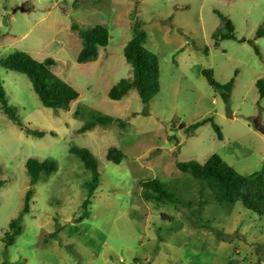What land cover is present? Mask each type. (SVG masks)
<instances>
[{
  "label": "rangeland",
  "instance_id": "rangeland-1",
  "mask_svg": "<svg viewBox=\"0 0 264 264\" xmlns=\"http://www.w3.org/2000/svg\"><path fill=\"white\" fill-rule=\"evenodd\" d=\"M133 19L159 60V92L147 105L134 89L120 101L107 97L131 77L122 52ZM222 19L232 24L234 40L212 37L225 33ZM95 25L107 30L109 43L95 61L78 64L80 31ZM261 28L264 0H0V59L15 52L41 63L50 59V71L78 93L68 110L46 109L25 75L0 67L7 102L21 123L0 109V264H264V215L240 201L219 205L206 182L175 166L217 155L241 175L261 169L264 99L255 88L264 79ZM201 70L219 84L233 81L228 112ZM89 111L124 127L78 133ZM205 119L219 127L222 140L211 122L187 130ZM81 148L100 175L86 216L81 205L90 173L70 153ZM109 148L124 155L119 164L106 159ZM28 159L53 161L57 170L32 185ZM153 179L179 204L145 202L141 183ZM27 190L33 195L22 213ZM18 216L21 232L7 245L8 224Z\"/></svg>",
  "mask_w": 264,
  "mask_h": 264
},
{
  "label": "trees",
  "instance_id": "trees-1",
  "mask_svg": "<svg viewBox=\"0 0 264 264\" xmlns=\"http://www.w3.org/2000/svg\"><path fill=\"white\" fill-rule=\"evenodd\" d=\"M222 21L224 22L223 29L225 33L220 35L216 32L212 37L222 41L234 40L235 36L233 34L232 24L226 19H222ZM70 29L77 30L75 25H71ZM130 29L132 31V37L124 46L122 53L126 63L131 67V77L121 79L108 91L107 97L111 101H120L131 89H134L141 103L147 105L159 92V60L155 54L146 49L147 34L141 28L139 21L133 19ZM80 34L83 43L77 54L76 62L78 64H85L95 61L98 57V49L107 47L109 43L107 30L102 25H95L86 31H80ZM256 35L257 37L264 35V29H258ZM52 64L53 61L50 59H46L41 63L21 52L11 53L0 59V67L23 74L28 78L34 93L44 108L68 110L70 103L78 98V93L50 71L49 66ZM201 75L214 91L220 92L226 112H228L233 81L231 80L226 84H219L214 80L210 70H201ZM255 88L258 96L264 99V79L257 80L255 82ZM0 109L13 123L21 127L15 109L7 102L6 93L1 83ZM78 112L79 110H76L74 115L77 116ZM89 114V121L77 131L78 133H85L97 126L107 127L111 124H117L120 128L124 127V122L119 119L101 115L94 111H89ZM208 122H211V127L217 133V138L222 140L219 127L210 119L195 123L189 126L187 130L194 132L197 128ZM24 132L27 135L37 138H41L44 135L43 132L36 130L30 131L26 129ZM50 133L54 135V133ZM70 153L79 159L83 168L90 173L89 181L84 183L87 190V197L81 205L84 211L83 216H86L85 211L90 204V198L99 186L100 175L94 157L86 149H72ZM123 158L124 155L116 148H109L106 152V159L115 165L119 164ZM175 166L182 174L189 175L192 179L201 183L206 182L203 185L209 187L214 200L219 205L232 206L237 201H240L245 209L258 216L264 215V161L261 169L250 175L237 173L217 155L209 156L203 163L196 161L177 162ZM24 167L30 177V184L32 185L38 182L42 174L48 178L57 170L56 163L50 160L39 162L36 159H28ZM3 184L4 182L0 180V188ZM141 189V197L145 202H153L157 205H164L166 203L179 204L178 199L168 191L166 185L157 179L141 183ZM201 192L202 190H200ZM32 195L33 192L31 190L25 192L22 213L28 212ZM188 205H191V202ZM199 206L200 208L203 207L201 203H199ZM169 218L168 216L167 219ZM8 225L12 234L6 233L4 239L7 245H11L13 238L21 232L20 216L12 220Z\"/></svg>",
  "mask_w": 264,
  "mask_h": 264
}]
</instances>
